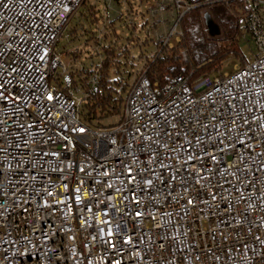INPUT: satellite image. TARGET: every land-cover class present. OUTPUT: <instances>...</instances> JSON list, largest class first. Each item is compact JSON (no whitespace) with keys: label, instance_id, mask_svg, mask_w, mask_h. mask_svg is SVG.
<instances>
[{"label":"built area","instance_id":"obj_1","mask_svg":"<svg viewBox=\"0 0 264 264\" xmlns=\"http://www.w3.org/2000/svg\"><path fill=\"white\" fill-rule=\"evenodd\" d=\"M83 1L0 0V264H264V0H158L161 48L191 10L239 1L251 59L158 84L145 57L96 128L100 41L96 61L56 52Z\"/></svg>","mask_w":264,"mask_h":264},{"label":"trees","instance_id":"obj_2","mask_svg":"<svg viewBox=\"0 0 264 264\" xmlns=\"http://www.w3.org/2000/svg\"><path fill=\"white\" fill-rule=\"evenodd\" d=\"M98 5L99 3L93 4L91 0H84L77 12L82 22L75 24L67 34L68 38L74 40L77 31L83 29L87 34L85 40L87 44L92 42L94 46L100 41L102 57L100 78L82 103V121L92 128L104 127L103 121L122 115L130 88L128 81L131 78V72L125 67L133 66L130 60L134 58L130 56L128 45L117 46L118 35L114 29L115 21H109L104 27L107 31L110 28L112 33H104L101 40L97 38L98 27L103 23V18L98 13ZM205 13H208L218 26L219 36L210 37L207 34L203 22ZM241 14L239 1H233L229 5L214 4L209 7H200L185 14L180 21L183 33L180 41L172 48H161L160 43H156V50L159 51L150 58H146V75L150 82L164 84L179 74L191 73L192 79L221 74L223 62L230 57L239 60L241 66L244 65L248 59L242 53L241 42L237 39L238 16ZM93 26L95 28L91 29ZM110 37L115 40H109ZM147 43L148 39L141 42V44ZM181 51L186 53L185 62L181 60ZM68 55L75 61L85 63L81 59V52L72 51ZM92 56V54L85 56V59H91ZM88 73L89 71L86 74ZM123 73L126 74L125 78L122 77ZM73 78L74 84L82 81L75 79L76 75Z\"/></svg>","mask_w":264,"mask_h":264},{"label":"rangeland","instance_id":"obj_3","mask_svg":"<svg viewBox=\"0 0 264 264\" xmlns=\"http://www.w3.org/2000/svg\"><path fill=\"white\" fill-rule=\"evenodd\" d=\"M91 2L96 5L99 3L98 13L102 18H106V25H108L109 21H115L114 29L118 35L116 38L117 46L128 45L130 56L134 57L133 60H130L133 66L128 65L125 67L127 71L131 72V78L128 81L129 85H131L134 76L143 69L145 57L150 58L156 54L155 44L160 43L162 36L166 35L167 31L172 28L171 13H159L157 11L158 0H91ZM153 13L155 16H152ZM78 16V14H75L67 25L64 37H61L56 45V52L66 55L72 51L81 52L83 61H96L97 58L94 56L91 59H85V56H89L94 51V48L92 42L86 43L87 34L83 29L77 31L74 40H71L70 37L68 39L65 38V35L68 34L75 24L82 22ZM154 22L156 26L153 25ZM95 26L91 29H94ZM101 26L102 23L99 27ZM101 33H112V30L109 28L107 31V28H104ZM145 39H148V43L141 44ZM109 40L114 41L115 39L110 37ZM240 47L242 53L249 61L251 59V51L255 49L253 44L241 42ZM236 66H241L240 61L230 57L223 62L221 72H232ZM125 76L126 74L123 73L122 77L125 78ZM120 117H111L103 121L102 124L104 127H108L115 124Z\"/></svg>","mask_w":264,"mask_h":264},{"label":"water","instance_id":"obj_4","mask_svg":"<svg viewBox=\"0 0 264 264\" xmlns=\"http://www.w3.org/2000/svg\"><path fill=\"white\" fill-rule=\"evenodd\" d=\"M203 22H204L205 30L210 37L219 36L220 30L218 26L213 22V20L211 19L208 13H205L203 15Z\"/></svg>","mask_w":264,"mask_h":264},{"label":"snow or ice","instance_id":"obj_5","mask_svg":"<svg viewBox=\"0 0 264 264\" xmlns=\"http://www.w3.org/2000/svg\"><path fill=\"white\" fill-rule=\"evenodd\" d=\"M49 99H51V97H49ZM189 203H192V201H189Z\"/></svg>","mask_w":264,"mask_h":264}]
</instances>
